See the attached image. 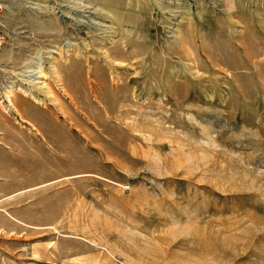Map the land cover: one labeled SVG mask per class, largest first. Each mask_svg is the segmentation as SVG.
<instances>
[{
  "label": "rangeland",
  "instance_id": "1",
  "mask_svg": "<svg viewBox=\"0 0 264 264\" xmlns=\"http://www.w3.org/2000/svg\"><path fill=\"white\" fill-rule=\"evenodd\" d=\"M0 6V264H264V0Z\"/></svg>",
  "mask_w": 264,
  "mask_h": 264
},
{
  "label": "built area",
  "instance_id": "2",
  "mask_svg": "<svg viewBox=\"0 0 264 264\" xmlns=\"http://www.w3.org/2000/svg\"><path fill=\"white\" fill-rule=\"evenodd\" d=\"M1 6H0V52L5 48L7 45L8 40V32L4 27L3 19L1 16Z\"/></svg>",
  "mask_w": 264,
  "mask_h": 264
},
{
  "label": "bare ground",
  "instance_id": "3",
  "mask_svg": "<svg viewBox=\"0 0 264 264\" xmlns=\"http://www.w3.org/2000/svg\"><path fill=\"white\" fill-rule=\"evenodd\" d=\"M102 16H104V18H107V16L106 15H104V14H102ZM133 56V55H132ZM105 57V56H104ZM108 58V57H107ZM122 58V57H121ZM106 60H108V59H106ZM126 61V60H125ZM81 67H82V65H81ZM93 83H95V81L93 82ZM93 86V85H92ZM90 90V89H89ZM101 91V90H100ZM95 96V95H94ZM101 103V102H100ZM11 105L13 106V108L15 109L16 108V105H15V107H14V105L12 104V102H11ZM13 109V110H14ZM16 112H18V111H16ZM20 114V113H19ZM21 117H22V115H21ZM98 126V125H97ZM93 129V128H92Z\"/></svg>",
  "mask_w": 264,
  "mask_h": 264
}]
</instances>
